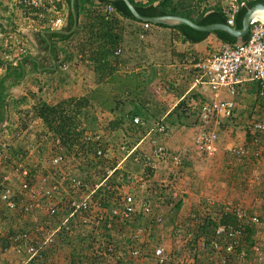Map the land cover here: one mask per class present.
<instances>
[{"label":"rangeland","instance_id":"obj_1","mask_svg":"<svg viewBox=\"0 0 264 264\" xmlns=\"http://www.w3.org/2000/svg\"><path fill=\"white\" fill-rule=\"evenodd\" d=\"M0 7L7 8L13 14L8 4L0 3ZM158 40H166V37H160ZM192 93L197 94L195 89ZM155 98L161 99L160 92H156L152 98V101L157 102ZM26 100L27 97L24 102ZM237 101L242 106L241 111L244 112V117L240 116L241 113L238 111L241 119L238 118L235 122L221 128L222 146L210 159L194 144L196 115L192 114L189 117L190 127L181 130L180 135L177 133L178 128L166 130L161 144L167 153L180 157L181 165L178 167L163 161H155L153 167L144 166L143 156L152 150L151 140L158 139V135L156 133L111 135L106 125L109 115L105 113L106 111L103 113L101 109H92V115L95 119H100V125H91V128L94 132L107 131L102 137V144L105 147L104 159L81 160L66 157V165L57 170L68 184V186L64 184L65 191L58 197L61 199V204L58 205L59 212L53 216V213L51 215L44 209L21 215L0 208V226L3 233L27 231L32 239L38 238L37 246H41L42 257L39 264H70V262L89 264L92 260H101L99 264H158L153 255L159 247L163 248L167 255V264H264L261 252L264 244V227L260 223L261 209L264 207V160L250 158L238 161L224 152L225 146L241 142L243 127L253 118L256 107L253 92L239 96ZM13 102L14 99H11L9 103L10 107H13L11 110L17 114L20 113L22 119H25L30 111H22L21 105H13ZM159 102L157 105L155 103L150 105V101L148 102L149 111L156 115L153 124L163 121L161 116L166 108L159 105ZM14 124L13 128L20 123L15 126ZM34 126L37 130L41 129L38 123ZM36 129L34 127L35 132ZM11 133L12 131L6 132L4 137L0 138V142L9 139ZM174 137L181 138L177 149L170 147V142L176 143ZM22 149L24 148L20 147V150ZM47 155L48 152L44 151L41 156L33 154L26 158V163L33 170L34 176L50 171L49 165L46 164L49 158ZM26 156H28L26 153L23 156L19 155L20 158ZM126 157L128 158L122 163V168L117 169L119 173L113 175L116 169L111 168H116L117 163ZM11 161L9 164L0 162V170L1 167L10 170L7 175L0 171V178L6 175L11 180V184L16 186L17 176L11 165L19 160L12 157ZM36 161L39 164L34 168ZM79 168H82V173L78 172ZM72 179L85 185L84 192L91 191L94 185L99 184L107 188L106 191L112 198L111 210L120 209L124 198L131 196L134 200V213L130 219H127L128 223L119 219L113 220L114 225L108 224L110 232L99 230L100 218L106 217L109 212L99 206V201H92L90 210L80 215L74 214V224L60 235L59 228L69 218H73L70 215L64 217L62 213L64 210H69L68 203L71 199L77 200L79 197L69 188L72 185ZM85 179L89 181L86 183ZM131 180H133L132 183ZM185 191L188 193H184ZM190 193L193 195L191 196ZM178 201L181 202V207L177 213H174L173 208ZM225 208L231 211L243 210L246 218L255 215L259 218V223L253 225L254 244L251 248L246 241V236L241 240L239 253L244 254L243 258H238L239 253L234 256L232 253L223 263L222 257L225 254L210 252L209 247L202 249L199 239L195 240V235L199 220L209 216L218 221L224 214ZM60 220L61 223H59ZM136 220L139 222L140 229L131 226ZM40 228L44 231L42 236H38L39 233H37ZM138 229L141 230L139 234H137ZM51 233H53L52 236ZM224 243L225 240H221V244ZM115 246L117 251L111 253L105 251L106 247ZM255 247L258 251L254 250ZM133 250L138 252L137 256L130 254ZM72 255L76 258H72ZM26 260L27 257L24 254L17 255L11 250L0 253V264H24Z\"/></svg>","mask_w":264,"mask_h":264},{"label":"built area","instance_id":"obj_2","mask_svg":"<svg viewBox=\"0 0 264 264\" xmlns=\"http://www.w3.org/2000/svg\"><path fill=\"white\" fill-rule=\"evenodd\" d=\"M247 1L227 0V4L222 8L226 16V25L233 27L235 14L240 7L245 6ZM57 2V0H0V3L8 4L15 19L13 25L1 24L0 27V60L2 61L0 76L4 74L8 66L14 67L21 57L29 53L24 26L37 31L40 29L60 30L63 25V14ZM106 11L111 14L114 10L111 6H107ZM142 26L148 29L150 23L143 22ZM119 54V50L115 52V56ZM117 66L121 68L122 64L119 63ZM61 69L66 70V67L62 66ZM192 70L191 85L199 96L198 102L194 104L198 117L194 133L196 147L206 154H214L222 146L220 130L226 124H231L239 118L237 98L241 96V89L245 84H252L256 102L253 118L243 127L241 142L225 146L224 152L238 161L250 158L264 160V23L255 19L250 24L247 38L243 42L224 43L215 53L197 61L192 66ZM36 119L31 111L28 112L25 119L13 128L10 138L0 142V162L10 163V149L13 148L23 147L28 155L21 157L19 161L11 165L17 176L16 186L11 184V180L6 175L0 178V208L21 215L44 209L52 214L58 207L56 200L60 199L58 197L65 191L64 181H67L57 173V170L66 165L63 147L59 140L47 130L36 129L37 127L34 126ZM133 123H140L139 118H133ZM151 133H156L158 139L151 140L152 150L143 156V165L153 167L155 161H163L177 167L180 166V157L167 153L162 147L161 142L166 133L162 120L154 123L147 135ZM84 136L85 140L98 144L94 149L97 160L104 159L101 133L87 132ZM44 151L48 152L49 158L46 164L49 165L50 171L34 176L33 170L26 163V158L33 154L41 156ZM35 163L34 168L39 162ZM71 181L72 185L69 188L79 197L77 200L69 201L68 207L71 211L69 215L88 212L91 207V196L101 185H94L91 191L84 192L85 185L82 182L73 179ZM223 211L224 214H234L237 217L236 227L226 233L225 226L219 225L210 240L201 239L198 242L203 248L209 247L217 253L223 252L225 255L222 257V262L224 263L230 254L240 248L241 240L245 237V228L257 225L259 218L255 215L246 218L245 211L240 209L231 211L225 208ZM133 213L134 200L131 196L124 198L120 209L112 210V214L121 220L130 219ZM37 233H39L38 236H42L44 231L40 228ZM139 233L141 230L138 229L137 234ZM1 238L7 241L6 250H11L17 255L24 254L27 257L24 264H28L33 258H41V246H37L38 238L32 239L29 232L4 234L0 226ZM221 240H225L223 245ZM254 250L258 251V248L255 247ZM130 254L137 256L138 252L133 250ZM153 256L160 264L167 260V255L161 247L154 251ZM243 256L242 252L238 254L239 259Z\"/></svg>","mask_w":264,"mask_h":264},{"label":"trees","instance_id":"obj_3","mask_svg":"<svg viewBox=\"0 0 264 264\" xmlns=\"http://www.w3.org/2000/svg\"><path fill=\"white\" fill-rule=\"evenodd\" d=\"M66 1L69 3L70 0ZM97 1L100 3L101 7L99 6L97 9H93L92 7L85 9L83 12V21L77 26L78 30L73 34L69 36L57 34L50 35L51 39L60 40L70 39L72 36L79 38V40L68 41L72 43V46H74V52L81 55L82 60L88 62L91 66L96 88L86 96L62 99L53 105L48 104L41 98H37L31 106V112L33 113L34 118L39 119L42 122L43 128L54 138L59 140V143L63 147L64 155L69 158L81 160H88L90 158L97 160L94 155V149L98 144L85 140L84 136L87 132H94L91 128V125L93 124L89 122L87 123L86 120L87 118L93 117L91 108H98L113 115V119L108 124L109 130L120 129L126 134L133 133L135 135L137 133H141V135H144L149 131L156 118V115L151 113L146 105L148 104V101L152 100L155 93L161 89L157 86L154 87L153 91L150 90L149 80L139 82L136 80L137 76L134 73H130L125 76L117 74L119 68L117 65L119 63L122 65L130 63L129 59H126L128 57L127 53L122 48L125 33V27L122 20L127 19L135 23L142 24L143 22L136 20L122 1ZM129 1L134 6L137 13L142 17L153 18L165 15H175L187 18L199 26H207L215 23L226 24V16L220 6H213L209 13L204 11L199 12L197 14V18L193 19L189 13L182 14L173 9L167 10L164 6L170 2V0H162V2L157 6L152 5L153 1L147 4L136 3L133 0ZM256 3H264V0H248L245 3V6L239 8L234 16V28H241L243 15L248 8H251ZM107 6H111L113 8V13L109 14L106 11ZM75 8L76 10L78 8L77 0L75 1ZM150 25L152 24L150 23ZM71 26L72 18L70 16L69 23L66 26V31H68ZM159 26L168 28L166 25ZM173 29L178 31L184 41H189L191 43L200 42L210 34L209 32H199L193 30L185 25L176 26L173 27ZM135 34L136 39L140 38V35L142 37L145 35L140 28H136ZM212 34L227 44H235L237 42L234 37L223 31H215L212 32ZM246 38L247 36L244 37V40ZM118 50L120 51V54L119 56H115V52ZM0 64H2L1 60ZM26 64L30 65L33 71H36L37 66L30 59V56L26 55L18 66H8L4 74L0 76V123L5 120L9 107V103H7L8 94H6L5 85L7 82L13 81L11 84L13 86L16 81L20 80L22 77L20 67ZM24 99L25 96L20 100H14L13 105L21 104ZM198 100L199 96L196 93L188 94L180 100L162 121L166 130L168 128L190 127L188 120L192 114L196 115L194 125H197L198 117L194 110V104H196ZM135 117L139 118L140 123H133V118ZM22 123H24V121H22ZM13 124L14 123H12V125ZM101 147L105 149L103 144ZM10 152L11 158L13 157L18 160H20L19 155L23 156L26 153L24 149L20 150V148L14 150L10 149ZM81 169L82 168H79L78 172L82 173ZM111 169H114V167ZM113 173V175H116L119 171L114 170ZM88 181L89 179H85L86 183ZM64 184L68 186L67 181L64 182ZM106 189L107 188H104V186H100L96 191H94L91 196V202L99 201V206L109 212L106 217L100 218L98 229L110 232L108 224L111 223L114 225L113 220L118 221L119 218L112 214V210L110 208V201L112 198L108 195L109 193ZM169 199L170 202H172L171 198ZM167 202L169 203V201ZM180 207L181 202H176L173 208L174 213H177L180 210ZM58 212L59 208L56 207L53 212V216H55ZM70 213V209H67L64 210L62 214L66 217L69 216ZM74 221V217L69 218L66 223L59 228V234L61 235L64 231L71 228ZM122 221L128 223L126 219H123ZM59 223H61V220ZM260 223L264 227V207L261 209ZM237 224V217L234 214H223L218 221L207 216L199 220L195 240H210L215 235V231L219 225H224L226 229L225 232L228 233L230 230L234 229ZM131 226L139 228L140 225L136 220L131 224ZM253 227L254 226H247L245 228V236L249 248H251L254 244ZM1 241L2 243L0 244V247L5 249L8 246L7 241L4 239H1ZM209 250L210 252H215L212 249ZM105 251L108 253L115 252L117 251V247H106ZM239 251L240 249L234 251L233 256L238 254ZM261 252L264 257V244L261 247ZM72 258L75 259L76 257L72 255ZM41 259L42 257L40 259L38 257L33 258L28 264H39L41 263ZM99 263H101V260H92L90 262V264ZM167 263L168 260H165L161 264ZM70 264H75V262H70Z\"/></svg>","mask_w":264,"mask_h":264},{"label":"crops","instance_id":"obj_4","mask_svg":"<svg viewBox=\"0 0 264 264\" xmlns=\"http://www.w3.org/2000/svg\"><path fill=\"white\" fill-rule=\"evenodd\" d=\"M57 1L58 8L63 14V25L60 30L66 31V26L71 16L70 1L69 3H67L66 0ZM133 1L141 4H147L153 1V6H157L162 2V0ZM77 2L78 8L76 13L78 26L83 21V12L85 9L89 7L97 9L100 3L97 0H77ZM226 4L227 0H170L164 7L167 10L173 9L182 14L189 13L193 19H196L199 12L204 11L209 13L213 6H220L223 8ZM14 21L13 14L7 8L0 7V27L1 24L13 25ZM122 21L125 27L122 48L127 53L128 57L126 59H129L130 63L123 64L121 68H118L117 74L125 76L134 73L137 76L136 80L139 82L149 80V89L152 91L154 87L159 86L161 89L157 92H160L161 99L157 100L155 98L157 102L150 100V105L152 103L157 105L158 101H160L159 105L166 108L161 116V118L164 119L180 100L194 92V88L191 85L192 66L200 59H204L215 53L224 42L210 33L204 40L191 43L189 41H184L178 31L174 30L171 26L163 28L159 25L152 24L148 29H144L142 23H135L127 19ZM136 28H140L145 35L143 37L140 35V38L136 39ZM23 30L29 46L28 56H30V59L37 66V69L33 71L32 67L27 64L20 67L22 74L20 80L16 81L13 86L11 85L13 81L7 82L5 85L6 94H8L7 103H10L11 99L20 100L25 96L27 100L26 102H21V109H23L22 111H31V106L37 98H41L48 104L53 105L62 99L86 96L96 88L91 66L88 62L82 60L81 55L74 52V46L68 41L79 40V38L72 36L70 39L66 40L51 39V34H48L46 35V40L41 35V32L50 30L40 29L37 31L27 26H24ZM77 30L76 27L74 32ZM160 37H166V40H158ZM23 58L24 56L19 59L14 67L18 66ZM62 66H65L66 70H62ZM253 89L254 86L252 84H245L241 89V96H245L247 92L254 93ZM22 103H24V105ZM10 105L11 104H9L5 120L0 123V138H3L6 132L13 130L12 123H15V126L22 120L21 114L12 111L11 109L13 107H10ZM146 106L148 107L149 103ZM92 109L94 108H91V110ZM241 109L242 106L239 105L238 111L241 113L240 116L242 115L244 117V112H242ZM105 113L109 115L106 124L108 126V123L113 118L111 114ZM103 115L104 114H102V116ZM86 120L87 123L100 125L99 118L95 119V117H92ZM36 123L43 129L42 122L39 119H36ZM179 128L177 129L178 134L185 127ZM108 130L109 129H107V131ZM107 131L97 130V132L101 133L102 137H104L103 135L106 134ZM108 132L111 135L117 134L124 136L123 131L120 129L109 130ZM180 139L181 138L176 137V143L170 142V147L177 149ZM136 147H138V145ZM129 156L130 154L128 157ZM214 156L213 154H207L208 159ZM128 157L117 163L114 169H121L122 163L125 162ZM0 171L6 175L10 173V170L4 167H1ZM13 181H15V179ZM184 193H188V191ZM190 195L192 196L193 194L190 193ZM60 200L61 199L56 200L57 206L61 204ZM6 248L2 249L0 247V253L3 254L7 252Z\"/></svg>","mask_w":264,"mask_h":264},{"label":"water","instance_id":"obj_5","mask_svg":"<svg viewBox=\"0 0 264 264\" xmlns=\"http://www.w3.org/2000/svg\"><path fill=\"white\" fill-rule=\"evenodd\" d=\"M107 2H116V1H122L131 15L138 21L141 22H149L151 24L155 25H166V26H171V27H176L180 25H185L190 27L193 30L199 31V32H215V31H223L227 33L228 35L234 37L237 42L236 43H241L244 40V37L247 36L250 24L252 21L259 20L262 23V19L256 18L255 13L264 11V3H256L254 4L251 8H248L245 12V14L242 17L241 20V28L236 29L234 27H230L226 24H220V23H215V24H210L207 26H199L192 22L191 20L181 17V16H175V15H165V16H160V17H153V18H148V17H142L140 16L137 11L135 10L134 6L130 3L129 0H105ZM70 12H71V17H72V26L70 30L65 31V30H54V31H42L41 35L46 39V35L48 34H57V35H64L68 36L71 33L74 32V30L77 27V13L75 9V0H70ZM47 40V39H46Z\"/></svg>","mask_w":264,"mask_h":264},{"label":"bare ground","instance_id":"obj_6","mask_svg":"<svg viewBox=\"0 0 264 264\" xmlns=\"http://www.w3.org/2000/svg\"><path fill=\"white\" fill-rule=\"evenodd\" d=\"M255 14H256L255 15L256 18H260V19H262V21H264V11L257 12Z\"/></svg>","mask_w":264,"mask_h":264}]
</instances>
